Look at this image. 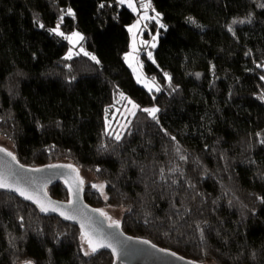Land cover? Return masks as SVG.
I'll return each instance as SVG.
<instances>
[{
    "label": "trees",
    "instance_id": "1",
    "mask_svg": "<svg viewBox=\"0 0 264 264\" xmlns=\"http://www.w3.org/2000/svg\"><path fill=\"white\" fill-rule=\"evenodd\" d=\"M150 1L165 25L149 23L158 42L142 58L152 93L124 62L135 18L124 5L0 0V136L23 165L93 171L107 199L92 189L85 201L123 206L130 236L202 264H264V0ZM57 24L81 32L99 63L65 58ZM120 92L159 111L153 120L139 108L117 141L105 115ZM47 192L69 199L62 182ZM81 237L0 191V264L114 263L105 251L85 256Z\"/></svg>",
    "mask_w": 264,
    "mask_h": 264
},
{
    "label": "water",
    "instance_id": "2",
    "mask_svg": "<svg viewBox=\"0 0 264 264\" xmlns=\"http://www.w3.org/2000/svg\"><path fill=\"white\" fill-rule=\"evenodd\" d=\"M6 152L12 153L8 150ZM12 155L14 156L13 153ZM53 165L61 167H51ZM8 168L14 173L15 182L21 188L34 198H38L45 207L51 209L55 206L57 210L42 212L39 204L34 203L33 200H26L18 192L9 189H0V191L11 193L21 201L35 206L44 216L56 217L75 225L80 229L81 235V222H83L84 231L94 239H101L111 244L112 247L99 250L111 253L114 257L113 264H202L162 249L146 239L130 236L122 231L120 226H110L112 223L104 215H100V209L92 207L85 201L79 171L72 164L59 162L31 167L19 163L17 159L12 160L10 156L5 155V152H0V171ZM36 169L39 171H35ZM59 182H62L68 191L67 201L55 199L47 192L48 187ZM60 212L76 215L77 219H64ZM113 247L116 249V254L112 251Z\"/></svg>",
    "mask_w": 264,
    "mask_h": 264
},
{
    "label": "rangeland",
    "instance_id": "3",
    "mask_svg": "<svg viewBox=\"0 0 264 264\" xmlns=\"http://www.w3.org/2000/svg\"><path fill=\"white\" fill-rule=\"evenodd\" d=\"M117 2V0H115ZM133 6L136 8V11H133L132 8L128 7L127 0H125V3L122 4L125 7H127L133 14H134V20L132 23H130L127 26V31H128V36H129V46L128 50L124 54V62L127 65V67L130 69L133 78L139 84L140 86L144 87L148 92H156V88L158 87V83L156 79L151 78L146 76L143 68V59L144 56H148V53H151L152 56V48L151 45L155 43L157 45L158 42V32H151L149 23L150 22H155V20H141L140 17L147 14V16L152 17L157 14V12L153 9L152 3L150 0H132ZM141 3H150L151 8L147 9L146 11L140 7ZM140 21L139 25L135 28L132 29V32H129V28L132 27L133 25H136L137 21ZM61 31V30H60ZM62 32V31H61ZM64 33V32H63ZM73 33H79L82 36V33L75 30L70 33H64L65 36H71ZM153 36L156 37L155 40H153ZM75 37H73V40L75 41ZM67 40V39H66ZM81 41V40H80ZM70 43L68 40V48L65 52V58L69 55V50L71 49V58L78 55V54H83L81 52V48H83L84 52L88 51L86 48L83 46H80L79 43ZM143 42V43H142ZM133 43L135 44L136 51L133 52ZM131 53V55H129ZM127 57V59H126ZM150 58V57H149ZM131 65V66H130ZM262 69H264V64L263 67L261 66ZM138 77H139V82H138ZM154 81V84H153ZM147 85V87L145 86ZM151 89V90H150ZM121 94L126 99H121ZM264 99V96H263ZM132 101L134 104L138 105L137 109H134L135 113L139 108L143 109H151L153 107L158 109V106L156 104L147 106V107H140L139 103H137L132 97L127 95L124 92H120L116 95L114 98V102L110 107L106 110V115H105V130L108 133H111L113 136L116 134H122L123 131L125 130L124 125H127L129 120L133 115L130 114V111H133L132 105L128 103V101ZM106 122L108 123V127L106 128ZM0 146H3L6 150L12 151V146L11 143L0 136ZM69 164L74 165L78 171H79V179L83 181L82 183V189H83V195L90 192V190H95L96 193H99V195L105 199L106 193H105V183L99 179L93 171H90L88 169L82 168L80 166H77L73 164L70 161H65ZM93 185H104L103 193L99 191L97 188H94ZM89 189V190H88ZM103 213H105V217L108 219L110 223L113 221L120 222L122 218V214L124 212V207L123 206H116V207H111V206H103L101 207V210ZM81 242V248L82 250L87 249V244L84 242L83 238H80ZM24 264V263H20ZM203 264H214L213 262L209 261L207 263Z\"/></svg>",
    "mask_w": 264,
    "mask_h": 264
},
{
    "label": "snow or ice",
    "instance_id": "4",
    "mask_svg": "<svg viewBox=\"0 0 264 264\" xmlns=\"http://www.w3.org/2000/svg\"><path fill=\"white\" fill-rule=\"evenodd\" d=\"M117 3L119 4H124L125 0H117ZM128 3V7L132 8L133 11H136V8L133 6L132 0H127ZM264 6V5H262ZM105 7V5L103 3L100 4V8ZM140 7L142 9H144L145 11L149 8H151V4L150 3H141ZM65 15L68 16H74V13L72 12V10L69 8ZM160 14L157 13L155 16L149 17L147 16V14L143 15L140 17L141 20H155V22L159 25L160 28H165V25L160 23V19H159ZM63 20V17H61V22ZM193 23H195V21H192ZM237 21H233V23H236ZM243 22V21H241ZM140 21L138 20L136 25H133L132 27L129 28V32H132V29L137 27L139 25ZM40 27H44V25H40ZM50 32H54L57 36H61L64 39H67L70 43H73L75 45V43H78L80 40H83L84 37L81 36L79 33H73L71 36H65L63 32L60 31V25L57 24V26L54 29H50ZM229 31H232V28L229 27ZM73 37H75V41L73 40ZM156 37L153 36V40H155ZM143 43V42H142ZM155 43H153L151 45V47H155ZM136 51L135 48V44L133 43V52ZM81 52H83V54L85 56H89V58L93 61H95L96 63H99V61L97 60V58L95 56L90 55L87 52H84L83 48H81ZM131 55V53L129 54ZM149 57L151 58V53H148ZM67 59H71V49L69 50V55L66 57ZM127 59V57H126ZM131 66V65H130ZM259 66V65H258ZM199 75V74H197ZM166 78H168L169 80L171 79L170 77H167V74H165ZM262 79H264V77H262ZM138 82H139V77H138ZM154 84V81H153ZM147 87V85H145ZM151 90V89H150ZM157 91H159L160 89L157 87L156 88ZM121 99H126L123 94H121ZM129 104L132 105V109L133 111H130L131 115H135V111L134 109L138 108V105L134 104L132 101H128ZM142 111L147 112L153 120H156V113L159 111V109L153 107L151 109H142ZM130 123V121H129ZM108 123L106 122V128L108 127ZM123 127H127V125H124ZM106 134H108L106 132ZM117 141H119L121 139V135L120 134H116L114 137ZM0 152H5V155L10 156L12 158V160H15V156L12 155L11 152H6L5 149L0 148ZM181 159H184V157H181ZM51 167H61V166H56L53 165ZM71 167V166H68ZM35 171H39V169H36ZM163 178V177H162ZM80 183H83V181H80ZM94 188H97L99 191H101L103 193V189H104V185H93ZM0 189H9L15 192H18L21 196H23L26 200H33L34 203L39 204L40 206V210L42 212H47L49 210L51 211H56L57 208L55 206H53L51 209L45 207L42 203H40L38 198H34L33 195L28 194L23 188H21L18 183L15 182L14 179V173L12 172V170L10 168L5 169L0 171ZM71 191V189H70ZM105 199H107V196H105ZM75 211V210H74ZM60 215L64 217V219H71V220H76L77 216L76 215H70L67 214L65 212H60ZM100 215H105V213H103L102 211L100 212ZM110 226H114V227H119V223L117 221H113L112 225ZM85 229V224L83 222H81V230H82V238L84 240V242L87 244V249L83 250L84 251V255L85 256H89L92 255L94 253H96L100 248H108V247H112L111 244L109 243H105L103 240L101 239H94L92 235H89L88 232L84 231ZM147 243V242H145ZM112 251L114 254H116V249L113 247ZM25 264H33V262L31 261H27L25 262Z\"/></svg>",
    "mask_w": 264,
    "mask_h": 264
}]
</instances>
